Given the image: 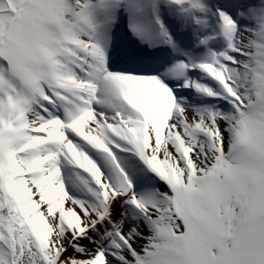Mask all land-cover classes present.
I'll return each instance as SVG.
<instances>
[{
    "label": "snow or ice",
    "instance_id": "1",
    "mask_svg": "<svg viewBox=\"0 0 264 264\" xmlns=\"http://www.w3.org/2000/svg\"><path fill=\"white\" fill-rule=\"evenodd\" d=\"M0 264H264V0H0Z\"/></svg>",
    "mask_w": 264,
    "mask_h": 264
}]
</instances>
